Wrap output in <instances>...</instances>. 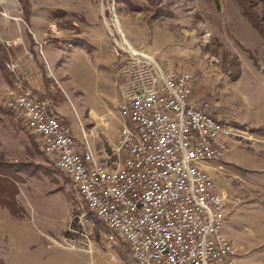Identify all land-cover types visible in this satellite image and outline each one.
Here are the masks:
<instances>
[{
  "label": "rangeland",
  "instance_id": "1",
  "mask_svg": "<svg viewBox=\"0 0 264 264\" xmlns=\"http://www.w3.org/2000/svg\"><path fill=\"white\" fill-rule=\"evenodd\" d=\"M27 2L24 22L18 0H0V44L8 51L6 63L19 67L16 77L8 72L10 81L0 71V96L15 78L48 93L83 149L94 160L106 159L118 147V138L112 143L106 134L115 138L123 122L133 128L119 114L120 80L114 74L122 61L113 48L121 45L120 35L164 71L189 74L192 98L228 133L225 157L208 163L224 203L223 231L241 264H264V40L235 0ZM256 10L264 15V5ZM78 39L90 48L74 46ZM125 154L120 151V158ZM0 155L48 169L18 183L23 219L0 211V264H134L128 247L95 217L23 122L1 110Z\"/></svg>",
  "mask_w": 264,
  "mask_h": 264
},
{
  "label": "built area",
  "instance_id": "2",
  "mask_svg": "<svg viewBox=\"0 0 264 264\" xmlns=\"http://www.w3.org/2000/svg\"><path fill=\"white\" fill-rule=\"evenodd\" d=\"M120 36L121 45L113 48L122 61L114 75L120 80L119 114L138 135L125 122L117 129L118 147L105 161L112 177L89 166L86 146L77 151L50 96L15 78L0 106L23 122L137 264H238L223 231V199L208 175V163L227 153V131L192 98L189 74L164 71ZM5 67L16 77L17 63Z\"/></svg>",
  "mask_w": 264,
  "mask_h": 264
},
{
  "label": "trees",
  "instance_id": "3",
  "mask_svg": "<svg viewBox=\"0 0 264 264\" xmlns=\"http://www.w3.org/2000/svg\"><path fill=\"white\" fill-rule=\"evenodd\" d=\"M18 2L22 6V10L24 12L23 14L25 16L24 22H26V19H29L28 2L27 0H18ZM235 2L242 17L245 18V20L248 22L251 28L264 40V15H260L256 10V7L259 4L264 5V0H235ZM59 14L64 15V12L59 11ZM72 44L79 48H84V49L90 48V46L87 43H85V41H81L80 39H78V41ZM30 45L31 47L35 45V42L33 41L32 38L30 39ZM8 57L9 56L7 49H5L0 44V71L4 74L6 79H9L8 72L5 67V63ZM229 75L233 80H236L237 75L233 76L230 73ZM47 81L48 79L46 78V83ZM46 95L50 96L48 93H46ZM0 110L3 114L12 115L6 109H2L0 107ZM209 115L212 116L211 114ZM216 120L219 121L218 119ZM30 144L33 149L37 148L35 142L32 139H30ZM47 170L48 169H46V167H43L40 164L39 165L34 164L32 162H22V161L7 162L5 159H3V156L0 155V211L2 209H6L10 217L14 219H23L25 216V211L17 201V196L19 194L18 183H24L22 179L23 175H26L27 177H38L40 173L46 174Z\"/></svg>",
  "mask_w": 264,
  "mask_h": 264
},
{
  "label": "bare ground",
  "instance_id": "4",
  "mask_svg": "<svg viewBox=\"0 0 264 264\" xmlns=\"http://www.w3.org/2000/svg\"><path fill=\"white\" fill-rule=\"evenodd\" d=\"M130 134L131 135H138V128L137 127H133V128L130 127ZM87 159L89 162V166H91V168H99V170H101V174L103 177H112V170L108 169V164L102 165L100 163L95 162L93 156L89 152H87ZM87 206L93 212L95 217L100 220L98 213L95 212L92 208H90L89 204H87ZM105 224L107 225V223H105ZM132 259H133L134 264H137L136 258H132Z\"/></svg>",
  "mask_w": 264,
  "mask_h": 264
},
{
  "label": "crops",
  "instance_id": "5",
  "mask_svg": "<svg viewBox=\"0 0 264 264\" xmlns=\"http://www.w3.org/2000/svg\"><path fill=\"white\" fill-rule=\"evenodd\" d=\"M115 75V74H114ZM10 88V86H7V91H8V89ZM94 114V113H93ZM95 115V114H94ZM98 118H100V119H102L101 117L102 116H97ZM101 123H103V126L106 124V121L105 120H102V121H100ZM98 123H99V121H98ZM118 129V128H117ZM117 129H116V132H115V135H116V137L114 138V137H112V136H110V135H108V134H106V136H105V138L104 139H110V141H112V143H114V140L113 139H117L118 137H117ZM104 135V134H103ZM74 136V139H75V142H76V148H77V151L80 153V152H83V141H81V140H79L78 139V137H77V135H73ZM101 138L102 137H100V138H98V140L99 141H101ZM78 140H79V142H78ZM98 141V142H99ZM97 142V141H96ZM89 153H91V152H89ZM92 154V153H91ZM93 156V155H92ZM105 156V155H104ZM103 156V157H104ZM95 162L96 161H98L100 164H105V165H107V162H105L106 161V159H96V160H94ZM97 162V163H98ZM228 237V236H227ZM229 238V237H228ZM230 239V238H229ZM130 255H131V253H130ZM237 262H238V264H241V262H240V260L238 259V257H237Z\"/></svg>",
  "mask_w": 264,
  "mask_h": 264
}]
</instances>
